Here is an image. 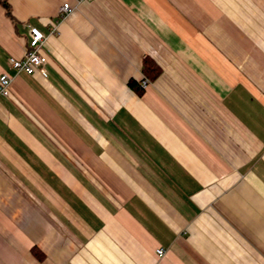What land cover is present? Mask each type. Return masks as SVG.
I'll return each mask as SVG.
<instances>
[{
	"label": "crops",
	"instance_id": "obj_1",
	"mask_svg": "<svg viewBox=\"0 0 264 264\" xmlns=\"http://www.w3.org/2000/svg\"><path fill=\"white\" fill-rule=\"evenodd\" d=\"M8 4L0 264H264V0Z\"/></svg>",
	"mask_w": 264,
	"mask_h": 264
},
{
	"label": "built area",
	"instance_id": "obj_2",
	"mask_svg": "<svg viewBox=\"0 0 264 264\" xmlns=\"http://www.w3.org/2000/svg\"><path fill=\"white\" fill-rule=\"evenodd\" d=\"M79 1H92V0H75ZM75 6L65 2L58 10L57 19L53 20L49 26V35L58 34L59 21L69 15ZM46 39V35L35 26H30L28 29L26 50L22 57L14 58L8 57L7 62L11 69L15 70V73L32 74L39 71L43 75H46L45 64L47 63L46 55L42 54V46ZM13 76L7 72L0 74V97H6L9 94V88L12 82ZM147 79H142L141 85L144 87L147 84ZM156 254L162 256L164 250L161 248L156 249Z\"/></svg>",
	"mask_w": 264,
	"mask_h": 264
},
{
	"label": "trees",
	"instance_id": "obj_3",
	"mask_svg": "<svg viewBox=\"0 0 264 264\" xmlns=\"http://www.w3.org/2000/svg\"><path fill=\"white\" fill-rule=\"evenodd\" d=\"M1 5L6 10L7 14H10L8 0H0ZM142 72L149 80H153L160 73L158 65L149 57H145L142 61ZM129 86L138 93L142 92V87L138 82L129 81ZM37 252V251H36Z\"/></svg>",
	"mask_w": 264,
	"mask_h": 264
}]
</instances>
